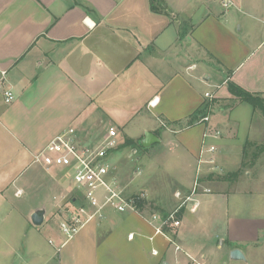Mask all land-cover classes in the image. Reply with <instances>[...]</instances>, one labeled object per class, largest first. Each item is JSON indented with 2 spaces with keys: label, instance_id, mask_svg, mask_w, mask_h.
I'll use <instances>...</instances> for the list:
<instances>
[{
  "label": "crops",
  "instance_id": "1",
  "mask_svg": "<svg viewBox=\"0 0 264 264\" xmlns=\"http://www.w3.org/2000/svg\"><path fill=\"white\" fill-rule=\"evenodd\" d=\"M231 1L223 11L217 0H161L156 14L150 0H0V72L14 95L6 104L0 92V193L20 191L35 166L58 168L44 150L69 128L92 142L113 127L119 145L153 134L146 157L169 178L145 180L150 202L139 212L106 209L71 240L63 222L48 227L60 240L39 264L55 254L56 264H264V118L226 86L264 98V0ZM214 75L220 89L208 84ZM208 92L220 105L192 125ZM211 131L220 136L204 140ZM195 181L179 227L155 234ZM155 186L177 206L156 201ZM83 202L73 192L69 213Z\"/></svg>",
  "mask_w": 264,
  "mask_h": 264
},
{
  "label": "rangeland",
  "instance_id": "2",
  "mask_svg": "<svg viewBox=\"0 0 264 264\" xmlns=\"http://www.w3.org/2000/svg\"><path fill=\"white\" fill-rule=\"evenodd\" d=\"M212 79L208 83L209 85L217 86L216 88L221 87V78L214 75ZM204 90L213 92L215 88L208 86L204 87ZM216 101L217 99L215 98L212 100L211 110L215 109L213 107L214 103H220ZM232 103L222 102L228 107L233 105ZM239 103L238 101L235 102V104ZM255 114L256 121H261L260 119L264 118L259 110H256ZM116 141L117 149L114 151L112 162L116 166V172L121 184L126 187L127 196L143 195L144 198L143 200L141 199V202L144 204L148 203V201L150 202L149 195L151 193L148 192L145 180L148 181L151 177V180L158 179L160 183L164 184L169 182V178L148 162L144 148L138 145L121 148L120 146L123 144L119 145L120 140L117 138ZM262 147H264V144ZM34 168V170L32 169L33 173L31 172L32 170L27 173L32 180L26 186H21L20 191L16 189L18 185L13 184L0 193V264H39V254L44 255L46 257L44 259L49 258L47 255L48 251H53V248L58 246L60 239L57 233L51 231L48 227L60 226V222L65 221L67 214L71 211V196L73 192H78L77 186L70 180L66 170L39 165ZM144 169L147 175L143 174ZM134 171H138L140 175L133 176ZM168 187L170 188V186ZM168 187L162 186L161 188L166 190ZM154 188L155 191L152 192L155 196L154 199L158 202L163 199L160 204L166 209H173L174 206H177L176 204L171 208L172 203L170 200L165 199L169 196L165 194L166 197L163 198L164 194L159 192L160 188L158 186ZM197 190H200L199 186ZM14 194H16V197ZM32 208L42 213L47 227L29 225V222L31 223L29 210ZM165 212L167 213L164 217L172 213L168 212V210ZM60 238H62V234ZM49 240L54 244L49 245ZM56 260L55 254L44 264H56Z\"/></svg>",
  "mask_w": 264,
  "mask_h": 264
},
{
  "label": "built area",
  "instance_id": "3",
  "mask_svg": "<svg viewBox=\"0 0 264 264\" xmlns=\"http://www.w3.org/2000/svg\"><path fill=\"white\" fill-rule=\"evenodd\" d=\"M217 1L223 11H228L234 6L231 0ZM4 77L5 72H0V92H2L4 103L9 104L14 100V95L9 90H3ZM204 98L208 103H211L214 96L211 93H205ZM149 105H153V101ZM209 115L203 117L198 124L205 125L209 121ZM219 136V131H211L204 134L203 139ZM116 138L117 130L111 127L95 141L85 142L75 129L69 128L64 133L54 137L44 150L52 154L51 161L55 167L68 171L84 201L76 210L67 214L61 225L62 233L67 240L74 238L91 222L103 217L106 209L118 214L127 211L139 212L137 205L141 199L143 200V195L127 196L126 187L121 184L116 166L112 162L114 151L117 149ZM206 151L213 153L215 148L209 146ZM198 186L197 181H195L190 194L184 199L179 193H175L174 196L180 200V204L172 213L160 219V224L154 227L155 234H163L162 229L166 227H179L176 215L186 202L191 201V197L196 194ZM158 220L159 218L153 215L149 222Z\"/></svg>",
  "mask_w": 264,
  "mask_h": 264
},
{
  "label": "trees",
  "instance_id": "4",
  "mask_svg": "<svg viewBox=\"0 0 264 264\" xmlns=\"http://www.w3.org/2000/svg\"><path fill=\"white\" fill-rule=\"evenodd\" d=\"M161 6V0H150V10L153 13L160 14L163 12V9ZM227 86V91L228 93L236 99V101L240 103H246L249 106L253 108V110H259L261 114L264 117V98H261L260 95L258 94H252L249 93L240 87L234 85L231 82H226ZM211 107H212V102L208 103L207 100L204 101L202 106L195 111V113L192 115L190 122L191 124H198V122L205 116L211 113ZM190 124V125H191ZM189 125V126H190ZM141 146L140 143L132 141V140H125L123 145L120 146L122 147H135V146ZM143 205L142 202L138 203V209L141 208ZM179 214V213H178ZM178 216V215H177Z\"/></svg>",
  "mask_w": 264,
  "mask_h": 264
},
{
  "label": "water",
  "instance_id": "5",
  "mask_svg": "<svg viewBox=\"0 0 264 264\" xmlns=\"http://www.w3.org/2000/svg\"><path fill=\"white\" fill-rule=\"evenodd\" d=\"M159 140L157 137H155L153 134L151 133H145L144 134V138L140 141V145L143 148H147L148 146L152 145V144H156L158 143ZM42 213L40 211L34 212L31 216H30V220L33 226L38 227L42 224ZM230 257L233 260H242L243 256L240 253L239 250H233L230 253Z\"/></svg>",
  "mask_w": 264,
  "mask_h": 264
}]
</instances>
